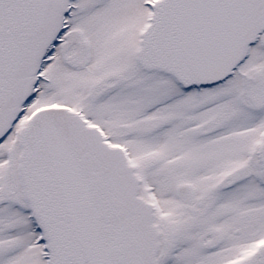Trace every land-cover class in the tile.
I'll return each mask as SVG.
<instances>
[{
    "label": "snow or ice",
    "instance_id": "1",
    "mask_svg": "<svg viewBox=\"0 0 264 264\" xmlns=\"http://www.w3.org/2000/svg\"><path fill=\"white\" fill-rule=\"evenodd\" d=\"M0 264H264V0H0Z\"/></svg>",
    "mask_w": 264,
    "mask_h": 264
}]
</instances>
